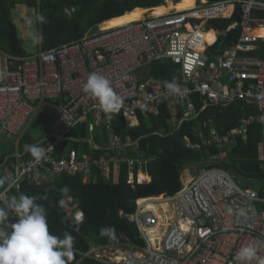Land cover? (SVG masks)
Here are the masks:
<instances>
[{
	"label": "built area",
	"instance_id": "1",
	"mask_svg": "<svg viewBox=\"0 0 264 264\" xmlns=\"http://www.w3.org/2000/svg\"><path fill=\"white\" fill-rule=\"evenodd\" d=\"M227 7H233L229 16L224 13ZM237 7L241 20L227 32L241 26L238 42L223 54L212 53L218 36L208 38V23L231 19ZM255 12H264L263 1L197 0L195 9L162 16L148 13L140 21L89 32L77 42L26 57L0 49V137L23 134L37 103L52 102L55 107L48 122L49 137L40 145L46 150L53 147L46 159L36 163L33 158L0 157V177H6L0 201L6 204L9 192L20 191L24 181L42 185L53 177H90L95 172L110 181L114 167L122 164L128 166L130 185L145 184L140 177L147 162L129 155L126 148H138V143L130 137L124 143L115 133L112 121L116 117L147 118L159 115L163 107L182 105L183 120H190L210 105L243 102L252 105L256 114L242 117L226 135L215 127L208 135L200 132L202 144L187 139L186 147L233 145L238 137L245 139L255 123L264 136V17ZM165 60L179 68L167 81L178 86V93H170L166 81L149 74L153 62ZM91 72L107 77L123 98L121 112L111 119L83 91ZM92 120L109 133L104 153L94 158L71 150L60 156L63 145L74 140L72 133ZM149 199L158 201L144 203ZM63 200L64 212L78 230L85 221L84 212L73 196ZM128 218L145 246L92 244L84 257L100 264H238L234 258L248 244H254L264 257V186L261 191L245 188L224 168L201 170L174 196L138 200L137 210Z\"/></svg>",
	"mask_w": 264,
	"mask_h": 264
},
{
	"label": "trees",
	"instance_id": "2",
	"mask_svg": "<svg viewBox=\"0 0 264 264\" xmlns=\"http://www.w3.org/2000/svg\"><path fill=\"white\" fill-rule=\"evenodd\" d=\"M175 11L194 8L197 0H172ZM218 1V0H210ZM263 1L264 0H260ZM18 5L27 6L35 10L37 20V35L41 42L37 45L39 52L81 40L91 31L99 32L115 27L123 21L137 20L146 14L156 16L168 12L171 6L169 0H0V49L5 53L26 57L31 55L24 48V40L20 38L17 25L13 18V11ZM233 7H227L226 16L231 15ZM255 16L264 17V12H255ZM241 9L237 7L231 19L212 20L206 30L218 36V44L212 53L223 54L238 42L242 27L238 26L227 32L230 25L240 22ZM264 48V43L262 44ZM251 56L253 54H250ZM179 73V68L171 61L153 62L149 74L163 81H168ZM256 114L252 105L236 103L228 107L210 105L196 119L183 120L184 106L178 105L174 114L170 107H163L160 114L150 116L147 120L140 117V126L129 129L124 118H114L113 129L124 142L131 136L138 142L139 149L131 151L130 155L145 160V168L152 181L149 184L128 183L129 169L126 164L113 169L112 181L106 180L100 174L94 173L88 182L83 175L58 176L50 178L42 185L30 184L24 181L20 191L9 192L8 199L20 194L37 197V203L43 205L47 211V221L51 234L63 237L65 232L74 238V260L70 264H100L98 261L85 258L92 244L111 245L126 242L145 246L135 223L128 215L137 210V201L159 197L174 196L182 189V173L192 166L197 172L203 169L224 168L231 172L235 180L245 188L261 191L264 186V136L259 124H252L249 128L247 140L241 137L236 140L233 151L223 161L222 151L215 145L201 147L200 150L187 148L188 138L192 144L200 143L198 132L215 127L221 134L226 135L231 129L238 127L244 115ZM129 125L136 122L128 118ZM102 129V128H101ZM107 130H103L104 138L108 139ZM74 140L63 145L60 156H67L71 150L79 154H87L94 158L103 154L95 149L88 141L90 135L87 125L80 126L72 133ZM98 137H95L97 142ZM25 144H35L30 135L25 134L20 140V149L25 153ZM27 157V156H26ZM23 157V158H26ZM30 158V157H28ZM26 158V159H28ZM15 160V158H12ZM1 164V163H0ZM138 166L136 171H138ZM0 172L2 167L0 166ZM141 180H149L141 175ZM67 186L70 191L63 195L60 189ZM260 188V189H257ZM47 196V199H40ZM67 196H73L79 208L84 212L85 221L77 230L64 212V204L59 201ZM158 199H149L144 203H152ZM6 204L0 201V206ZM17 217L9 215V223L15 222ZM101 228H113L114 232L103 236Z\"/></svg>",
	"mask_w": 264,
	"mask_h": 264
},
{
	"label": "clouds",
	"instance_id": "3",
	"mask_svg": "<svg viewBox=\"0 0 264 264\" xmlns=\"http://www.w3.org/2000/svg\"><path fill=\"white\" fill-rule=\"evenodd\" d=\"M37 20L43 21L42 16ZM31 42L39 45L42 37L28 33ZM165 87L170 93H178L179 88L174 82H165ZM83 91L94 98L100 109L108 119L113 114L121 112L124 101L119 96L112 82L97 72H91ZM53 148V147H52ZM52 148L45 149L39 144H25L24 150L29 153L36 163L46 159L47 152ZM6 183V177H0V186ZM70 189L65 186L60 189L61 194L67 195ZM3 193H0V197ZM37 197L20 194L19 197H10L5 206H0V264H70L74 260L75 238L68 232L63 237L51 234L47 221L45 207L37 203ZM40 199H47V196ZM59 203L62 205L64 200ZM14 214L17 219L9 223V215ZM114 232L113 228H101V236ZM235 261L238 264H264V257L259 255V250L254 244L241 247Z\"/></svg>",
	"mask_w": 264,
	"mask_h": 264
},
{
	"label": "crops",
	"instance_id": "4",
	"mask_svg": "<svg viewBox=\"0 0 264 264\" xmlns=\"http://www.w3.org/2000/svg\"><path fill=\"white\" fill-rule=\"evenodd\" d=\"M209 34H211V33H209ZM211 35H213V34H211ZM36 108H37L39 113L34 118L32 116L33 119L32 118H31L32 120L30 119L28 125L26 126V128H25V130L23 132V134H21L18 138L17 137L13 138V137L5 136V135L0 137V144H2V143L5 144L4 148H2V146H0V157L1 158H4V157L6 158L8 156H11L12 158H15V159H18L19 157H26V156H27L26 158H28V157L32 158V156L29 153H27V152L22 153L21 152L19 143H20V140L22 139V137L25 136V134L30 135L32 140H34V143L35 144H39V145L43 144V140H45V139H47L49 137L50 133L48 131V129H49L48 128V122L53 117V115L55 114L54 104L52 102H43L42 101V102H39V103L36 104ZM171 109L173 110L174 114L177 113V108L176 109L171 108ZM249 115H252V114L244 115L243 117L249 116ZM140 117H142V116H139V118H137V119L133 118L134 121L136 122V124L131 126V125H129L128 118H125V117L122 116V118H124L126 126L129 129L140 126ZM43 118L47 119V121L44 122V123H43ZM117 118H120V117H117ZM142 118L144 120H147L149 117H147V118L142 117ZM87 127H88V133L90 135V138L88 139L89 143L91 145H97L98 148H99L98 150H101L104 153V151L107 148V146L109 145V141H110L109 133H107L108 131L106 132L107 136H108V139H106L103 136V130L105 128L100 126V125H96L93 120L91 121V123L89 125H87ZM200 132L204 133V135H208L209 130L208 131H204L202 129L199 130L198 136L200 138V143H198V144H202V138L200 136ZM96 136L98 137L97 142L95 141V137ZM128 137H130L132 139L131 136H128ZM128 137H127V139H128ZM246 140H247V136H246L245 139H243V141H246ZM132 141H133V139H132ZM126 142H127V140H126ZM126 142H124V143H126ZM136 143H138V142H136ZM235 144H236V141H235V143L233 145H230V146L229 145H222L221 147H219V146L215 145L217 148H220V150L222 151L221 156H220L222 158V161L226 157H228V155L233 151V149L235 147ZM185 145H186V143H185ZM202 147H206V146H202ZM126 149L128 150L129 155H130L131 151H137L139 149V144H138V148L127 147ZM197 150H200V149H197ZM80 155H83V154H80ZM138 170H139V168H138ZM186 170H187V168L183 171L182 177H181L182 178L181 179L182 180V187H183L184 183L189 182L191 180V178H193L188 173H186ZM137 172L138 171H136V173ZM141 175H146L149 178V180H147V182L145 184H149L152 181L150 175L148 174V171H146V168L141 170ZM90 177H84V181L88 182ZM112 179H113V177H112ZM112 179H111V181H112Z\"/></svg>",
	"mask_w": 264,
	"mask_h": 264
},
{
	"label": "rangeland",
	"instance_id": "5",
	"mask_svg": "<svg viewBox=\"0 0 264 264\" xmlns=\"http://www.w3.org/2000/svg\"><path fill=\"white\" fill-rule=\"evenodd\" d=\"M170 1H171L172 5L168 6V10H169V8L171 9V7L174 8L173 1L172 0H170ZM35 13L36 12L34 9H30L24 5H18L13 11V18H14L15 24L17 25L19 36L25 42L24 48L26 49V51H28L31 54H35V53L39 52L37 49V45H34L28 36L29 32H33V33L37 34V19H36ZM89 32H91V31H89ZM38 113L39 112L36 108V111H35V114L33 115V118L35 116H37ZM46 121H47V119L43 118V123ZM48 131H49V129H48ZM0 146H2V148H4L5 144L2 143V144H0ZM186 173H188L192 177L196 176L198 174L197 167L196 166H192L191 168L188 167L186 170ZM257 189H260V188L257 187Z\"/></svg>",
	"mask_w": 264,
	"mask_h": 264
},
{
	"label": "bare ground",
	"instance_id": "6",
	"mask_svg": "<svg viewBox=\"0 0 264 264\" xmlns=\"http://www.w3.org/2000/svg\"><path fill=\"white\" fill-rule=\"evenodd\" d=\"M170 1V0H169ZM171 2V1H170ZM174 3V2H173ZM171 5H172V3H171ZM196 8V6L194 7V8H188V9H186V10H190V9H195ZM186 10H184V11H186ZM171 11H175V9L173 8V7H171V9L169 8V10H168V12L167 13H165V14H159V15H156V16H162V15H166V14H169ZM145 17H143V18H139V19H137V20H129V21H123V22H120L119 24H117L115 27H119V26H124V25H126V24H129V23H134V22H137V21H140V20H142V19H144ZM115 27H113V28H115ZM108 30V29H107ZM102 31H105V30H102ZM251 33H254V34H261V35H263V31H261V30H252V31H250ZM209 35H211V34H209Z\"/></svg>",
	"mask_w": 264,
	"mask_h": 264
}]
</instances>
